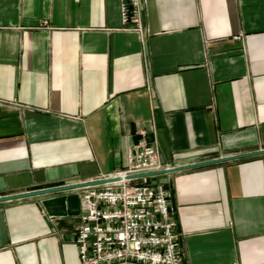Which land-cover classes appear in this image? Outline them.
<instances>
[{
  "label": "crops",
  "instance_id": "0c3cea01",
  "mask_svg": "<svg viewBox=\"0 0 264 264\" xmlns=\"http://www.w3.org/2000/svg\"><path fill=\"white\" fill-rule=\"evenodd\" d=\"M141 4L140 40L119 0H0V196L124 169L142 138L170 166L264 149V0ZM155 180L183 264H264V155ZM77 222L0 203V264H79Z\"/></svg>",
  "mask_w": 264,
  "mask_h": 264
},
{
  "label": "built area",
  "instance_id": "2783aa9c",
  "mask_svg": "<svg viewBox=\"0 0 264 264\" xmlns=\"http://www.w3.org/2000/svg\"><path fill=\"white\" fill-rule=\"evenodd\" d=\"M142 10L141 0H119L122 30L140 40ZM169 167L156 144L142 138L127 149L124 169L94 179L117 182L75 191L79 213L72 241L79 264H183L171 191L155 175L137 177Z\"/></svg>",
  "mask_w": 264,
  "mask_h": 264
},
{
  "label": "water",
  "instance_id": "95a60500",
  "mask_svg": "<svg viewBox=\"0 0 264 264\" xmlns=\"http://www.w3.org/2000/svg\"><path fill=\"white\" fill-rule=\"evenodd\" d=\"M264 155V149H257L250 152H244L239 154H233L228 156L217 157L214 159L194 162L190 164L171 166L169 168L158 170L155 172L141 174L137 177H152L161 176L167 174H173L176 172H181L185 170H190L199 167H205L215 164H221L226 162H231L235 160H241L256 156ZM119 179H107V180H89L78 183L62 184L57 186H51L47 188L35 189L26 192H20L15 194H9L0 196V203H6L17 200L37 198L40 200V205L46 212L48 216H64V215H77L79 200L75 193L76 190L85 188L104 185L112 182H117Z\"/></svg>",
  "mask_w": 264,
  "mask_h": 264
},
{
  "label": "rangeland",
  "instance_id": "374dc122",
  "mask_svg": "<svg viewBox=\"0 0 264 264\" xmlns=\"http://www.w3.org/2000/svg\"><path fill=\"white\" fill-rule=\"evenodd\" d=\"M251 148H252V147H251ZM253 148H254V147H253ZM256 148H258V145H257V146H255V149H256Z\"/></svg>",
  "mask_w": 264,
  "mask_h": 264
}]
</instances>
